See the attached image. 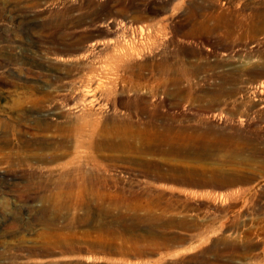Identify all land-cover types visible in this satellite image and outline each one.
I'll use <instances>...</instances> for the list:
<instances>
[{
  "label": "rangeland",
  "instance_id": "obj_1",
  "mask_svg": "<svg viewBox=\"0 0 264 264\" xmlns=\"http://www.w3.org/2000/svg\"><path fill=\"white\" fill-rule=\"evenodd\" d=\"M261 13L264 14V0H0V141L7 138L12 147L6 149L11 153V165L0 161V198L16 204L18 195L24 194L21 203L25 204V211L31 204H40L35 202L40 195L49 196L51 205L49 201L63 197L60 180L68 176L81 181L84 176L79 170L84 167L89 178L86 218H76L68 230L76 235L75 244L82 239L78 234L88 232V244L100 247L77 253L83 263L75 261V254L76 258L70 255L76 262L73 264H264V163L252 159L246 151L242 155L245 162L226 169L236 176L235 182L184 187L186 190L182 191L168 181H147L138 161L123 160L140 157V152L136 155L126 148L107 150L103 146H87L84 143L87 135L77 130L89 128V142V133L100 126L108 128L119 123L117 120H126L132 109L125 108V104L141 100L150 88L161 90L155 87L154 79L160 76L156 64L169 60L168 66L183 67L181 70L190 73H184L183 78L180 71L171 74L172 78L179 75L182 80L167 86L170 95L157 93L159 112L165 109V104L166 109L170 107L174 98L181 102L171 109L177 115H189L194 106L209 104L216 112H223L224 117L215 119L225 128L230 126L228 133L238 132L239 139H252L257 149L263 148L264 15ZM193 29L198 35L183 36ZM196 67L204 69L197 74ZM226 73L232 74L234 81L223 75ZM226 110L238 115L240 124L236 121L234 130L225 118ZM117 116L119 119L115 120ZM96 135L97 139L101 137ZM19 138L24 145L19 146ZM115 154L122 157L121 161H111L110 156ZM106 156L110 161H104ZM144 156L162 158L159 154L157 158ZM201 161L209 163L210 159ZM29 183L32 191L22 188H28ZM73 188L78 190L80 186ZM155 191H173L178 197L165 199L166 196L158 197ZM122 196L129 198L131 206L138 204L137 208H124L125 204L119 202L125 198ZM179 197L189 201L182 204L184 201ZM143 203L150 207L145 208ZM80 210L73 211L79 215L83 213ZM60 216L59 225L57 219L55 224L63 228L67 220L65 212ZM46 218L42 223L37 218L31 219L30 227L43 228ZM104 245L109 246V252Z\"/></svg>",
  "mask_w": 264,
  "mask_h": 264
},
{
  "label": "bare ground",
  "instance_id": "obj_2",
  "mask_svg": "<svg viewBox=\"0 0 264 264\" xmlns=\"http://www.w3.org/2000/svg\"><path fill=\"white\" fill-rule=\"evenodd\" d=\"M257 13L259 14V12H257ZM263 15L261 13V16H263ZM219 24H217V25L219 26ZM255 24L253 26H255ZM259 24H261V23H259ZM217 25H216V27H217ZM224 25H226V24H224ZM236 25H235V27H236ZM244 25H245V23L243 24V27H244ZM246 25H248V24H246ZM249 25H251V24H249ZM259 26H261V25H259ZM216 27H214V28H216ZM225 27H227V26H225ZM238 27H237V29H238ZM240 27H239V30H241ZM250 27H252V26H250ZM201 28H202V26H201ZM247 28H248V26H247ZM199 29H200V27H199ZM224 29H226V28H224ZM228 29H230V27ZM245 29H246V26H245ZM257 29L258 30H262V29H259V28H257ZM196 30H198V28ZM202 30H201V32H202ZM217 30H219V28ZM247 30H249V29H247ZM253 31H255V29ZM262 31H264V30H262ZM235 32H237V31H235ZM259 33L261 34L262 32H259ZM196 34L198 35V31H194V29H193V31L185 32L183 36L191 37V36H194ZM233 34L236 35L237 33H233ZM227 36L229 37L230 35H227ZM234 37H236V36H234ZM168 61H166L168 64L164 60L162 62H159V63L156 64L157 69H158V74L160 76H157L154 79L156 81L155 82V87L159 86V88H161V90H159V88H158V90L161 91L163 94H166V95L168 94L167 86H169L170 84H173V83L176 84L178 82V80H182L183 77H186V76H184L185 75L184 73H187V74L190 73V72L188 73L186 70H181V68H183V67H181V68L179 67L180 68V70H179L178 67H177L178 69H176L173 66H172L173 68L171 66H168L169 65ZM206 61H209V60H206ZM216 65L218 66V64H216ZM153 67H155V66H153ZM204 67H206V66H204ZM204 67H202V68L204 69ZM213 67H214V64H213ZM200 68L196 67L195 73H197V74H198V72L201 73L203 70H202V68L201 69ZM209 68H210V66H209ZM178 71L183 73V74L181 73V75H183L182 78L178 79L179 75H177L178 77H176V78L175 77L172 78L171 74L172 75L178 74L177 73ZM188 71H190V70H188ZM192 71H193V69H192ZM207 71H209V70H207ZM213 71H211L209 73L211 74ZM254 71H256V70H253V73H254ZM152 72H153V70L151 71V73ZM223 75L225 77H227V79H232V74L230 75V74L226 73V74H223ZM150 76L151 75H149L147 77L150 79ZM192 76H194V75H192ZM213 76H217V75L214 74ZM213 76H211V78ZM224 76H223V78L221 77L222 80L225 79ZM153 78H154V75H153L152 79ZM150 80H148V82H150ZM184 80L186 82L185 78H184ZM153 81H151V82H153ZM231 81H234V80L232 79ZM137 82H139V81H137ZM182 82H184V81H182ZM172 87H174V85ZM230 88H231V86H230ZM170 89H172V88H170ZM178 89H179V87L177 88V91H178ZM158 92H157L156 89H154V88L151 89L150 88L148 90L147 95L143 94L145 97L142 96L141 100L134 102L133 105H127L126 106V104L124 103L125 104V106H124L125 108L132 109L131 115L128 116L127 118H125L126 120H124L123 122L117 120V119H119L118 116H117V118L115 120H117L119 123H116L117 122L116 121L115 122L116 124L113 125L112 127L109 126L107 128V127H104V126L103 127L100 126L99 128H97V131L90 132L89 134L91 135V139H90L89 142H88V140H89L88 139L89 128H86L85 130H83L82 127L80 129H77L78 132H80L81 134L85 133L87 135V138H86V136H83V137L86 138V139H84L85 140L84 143L87 146L89 144V146L97 147V148L99 146H101V147L103 146L104 149L106 148L107 150L108 149H114L115 150V149H120V148H126L129 151H132V152H129V153L140 152V155H141L140 157L136 156L135 158L134 157L131 158V157H124L123 156L124 157L123 160L124 161L125 160L134 161V162L138 161L142 165L141 166L142 167V174H143V176H145L147 181L148 180L149 181L153 180V181H157V182L168 181V182L172 183L173 185H176L177 188L179 187L178 190H182V191L186 190V188H184V187H197V188H199V187H201V188L202 187H213V186H221L223 184L225 185L226 183H230V182H235L237 180L236 176L232 172L227 171L226 169H229V167H230V169H231V167L235 168L239 164V162H241V164H242V162H245L244 157L242 155H245L246 151L249 153V155L252 157V159H256V161L258 160L259 162L264 163V146H263V148L257 149L256 145H254L253 142L251 141L252 139L248 140V139L245 138V139L241 140L238 137V134H239L238 132H237L238 134L234 133L233 131H231L230 133L227 132V129H229L230 126L228 128H225V126L223 127V124L221 126V123L216 122L217 118L218 119L222 118L223 112H216L214 110L213 106H211L209 104L208 105L204 104V105L199 106L197 108L194 106L193 112L189 113V115H187L185 113H184L185 115H177V113L171 111V109H173L172 106H177L178 107V106L181 105V102L179 101L180 99L178 100L176 98H174V100L172 99L173 101L170 102L171 105L167 109H166V104H165V109L163 108L164 110H162V108L160 106L161 109H160V112H159V110H158L159 108L158 107L161 104L156 103L157 99L155 98L158 95L157 94ZM163 94L161 95V97L164 96ZM183 94H185V92ZM183 94H181V95H183ZM168 95H170V94H168ZM171 95H173V94H171ZM158 96H160V95H158ZM138 97H140V96H138ZM182 97H181V99H183ZM123 100L125 101V99H123ZM130 100L132 101V99H130ZM189 100L191 101V98ZM126 101H128V100H126ZM133 101H134V99H133ZM158 101L160 102L159 99H158ZM169 101H171V100H169ZM118 102H120V100ZM162 102H165V101L162 100ZM217 102H218V100H217ZM212 103H214V102H212ZM128 104H130V103H128ZM196 106H198V105H196ZM217 106L219 108L220 104L218 105V103H217ZM244 106H243V108H244ZM225 108H227V104H226ZM230 109H232V108L230 107ZM228 110H226L227 111L226 112L227 115L225 116V118L232 125V130H234L235 129L234 127L238 125V124L236 125L235 122L238 121L239 118H238V115L234 114L232 111L228 112ZM133 113H135V114L132 115ZM124 116L126 117V115H124ZM112 117H114V116H112ZM114 118L112 119L113 123L115 121ZM260 119H261V117H260ZM109 120H111L110 117H109ZM102 121H104V120H102ZM98 123H100V122H98ZM238 123H239V121H238ZM102 124H103V122H102ZM86 125H88V123ZM94 125L96 126V124H94ZM97 126H98V124H97ZM226 127H227V124H226ZM96 132L98 133L97 135H96ZM108 133H111V134H108ZM72 134H74V133H72ZM69 135H70V133H69ZM95 135L96 136H101V137L99 139H97V138H95ZM6 136H7V134H6ZM6 136H4V137H6ZM80 138H81V136H80ZM248 138H250V137H248ZM19 139H20V141L17 139L18 142L21 143V144H19V146L22 145V144L24 145L23 139H21V138H19ZM253 141H254V139H253ZM10 144L11 143L9 142V139H7V138H4V139L2 138V140L0 141V161H3L5 163L10 161L11 153H10V151L6 150V149H9V147H11ZM246 148H248V149H246ZM11 149H12V147H11ZM135 153H133V154H135ZM156 154L161 155L160 157H162V158H163V156H166V158L164 157V159H162V158H160V159H151L149 157L146 158L144 156V155H153V156L155 155L156 156ZM129 155H131V154H129ZM136 155H137V153H136ZM138 155H139V153H138ZM100 156H101V154H100ZM157 156H156V158H157ZM110 158H112L111 161H113V159H115V160L122 159V157H119L118 154H117V156H116V154H115V156L113 155V157L110 156ZM203 158H206V159L209 158L210 162L208 163V162L201 161V160H203ZM17 159H18V157H17ZM106 159H109V156L107 158H105L104 161H106ZM211 159H212V161H211ZM19 160H20V157H19ZM21 161H23V160H21ZM92 161H94V160L92 159ZM97 161H98V159H97ZM108 161H110V159ZM248 163H250V162H248ZM84 164H86V163H84ZM99 164H100V161H99ZM8 165H11L10 162H9ZM6 168H8V167H6ZM83 168L84 167H80V170H79L81 175L84 176L81 179V181L77 180L76 178L68 177V176H67V178L64 181L60 180V182H59V184L61 186L60 187V193H61L60 195H63V197L60 198V199L52 198V199H54V201H52V200L49 201V202H51V205L48 204V199L47 198H50L49 196L48 197L46 196L47 198H45L44 196H41L39 194L40 196H38L37 200H35L34 198H36V196H35L36 192L34 193L35 197H33V199L35 200V202L37 201V203L39 202L40 204L36 203L37 207L35 205L32 206L33 204H31L30 205V209H28L26 211H25V207H26L25 204L23 205L21 203V200H22V197H24V194H19L18 195V199H17V203L16 204L11 203L7 198H2V199L0 198L1 199L0 200V264H73V262L76 263V262H78L80 260L79 257H77V255H76L77 253H80V254L84 253V252L88 253V251L92 252L94 250V247L97 246L98 244L97 245L94 244L95 246H93V244H91V243L88 244V242H90V241H88V232H86V233L84 232V234H82V235L78 234L80 237L82 236L81 237L82 239H79L77 237L80 240V244L79 243L75 244V240H77L76 239V235L71 230H68V229L71 228V226L74 223V221L76 220V218L77 219L79 218V220L81 218H86V214H87V209H88V202H87V200H88V179L89 178H88V174L85 172V170ZM79 171H78V174H79ZM70 172H69V174H70ZM65 173H67V172H65ZM38 174H40V173H38ZM83 174H85V175H83ZM77 176L80 177L79 175H77ZM37 177H38V175H37ZM54 178H56V177H54ZM80 178H78V179H80ZM62 179H64V178H62ZM31 185L32 184H30V186L28 188H26L24 186L23 187L21 186V187L25 188V189H30ZM92 185L93 184H90L89 188H91ZM34 186H36V185H34ZM46 186H45V189H46ZM76 186L77 187L80 186V188H78V190L77 189L73 190L74 189L73 187H76ZM54 187H56V186H54ZM22 188H19V191ZM31 189H30V191H32ZM36 189H34V190H36ZM58 190H59V188H58ZM91 191H93V190H91ZM173 191H170V192L167 191L168 193H163V192L159 193L158 192L159 194L156 191L155 192L158 195V197H162L163 195L166 196L165 199L173 198L176 195L178 197V194H176ZM42 192H43V190H42ZM26 195H28V194H26ZM26 195H25V197H27ZM58 195H59V193H58ZM28 197H29V195H28ZM64 197H66V198H64ZM122 197H125V198H123V199L120 198L121 200L119 202H122V203L125 204L124 208H125V206L133 207V209L137 208L138 204H135V206H131L130 205V201L128 202L129 198L126 197V196H122ZM137 198H138V196H137ZM110 199L112 201L111 197H110ZM179 199L182 202L183 198L179 197ZM27 200H29V199H27ZM27 200H26V202H27ZM135 201H136V199H135ZM183 201L184 202H182V204L183 203L185 204V201L187 203L189 200H183ZM32 202H34V201H32ZM141 202H143V201H141ZM141 202H140V204H141ZM145 204H147V202ZM152 204H154V203H152ZM189 204H190V202H189ZM143 205H144V203H143ZM148 206L145 207V205H144L145 208H147ZM118 207H119V205H118ZM74 209H75L76 212H77L78 209H82L83 211L82 210H80V211H82L83 213L82 214L80 213L81 215L80 214L78 215L77 213H75L73 211ZM129 209L132 210V208H129ZM99 210H101V209H99ZM62 211L65 212V217L67 218V220L64 222L65 224H64L63 228L67 229L68 231L64 230L63 228H58L56 226V224H58V221H59L57 218L61 217L60 215H61V213H63ZM136 211H139V210H136ZM103 212H105V211H103ZM68 215H70V216H68ZM106 215H107V213H106ZM43 216H44V218L49 217V219L51 217L50 220L46 218L47 219L46 220L47 224L46 223L42 224L44 226L43 228L34 227L35 229H33L32 227H30V224H31L30 220L31 219L34 220V219L37 218L39 223H42V219H44ZM55 219H57V223L56 224H55ZM59 219H61V218H59ZM64 220L65 219H63V221ZM83 220L84 219H82V221ZM135 220H136V218H135ZM36 223H38V222H36ZM111 223L112 222H110L109 225ZM189 224H190V222H189ZM113 225H114V222H113ZM124 227H125V225H124ZM100 228H103V227L101 226ZM40 229H42V230L40 231ZM127 230L128 229H126V231ZM106 231L109 232V230H106ZM177 237H178V235H177ZM180 239H182V237ZM183 240H184V238H183ZM93 241L95 242V240H92V242ZM103 241H105V240H101L102 243H103ZM95 243H97V242H95ZM109 249H110L109 246H105L104 245V250L105 251L109 252ZM95 250H97V248ZM74 254L77 257V260H75L76 262L73 261L74 258H70V255L74 256ZM81 263H83V262L81 261ZM81 263H79V264H81Z\"/></svg>",
  "mask_w": 264,
  "mask_h": 264
}]
</instances>
